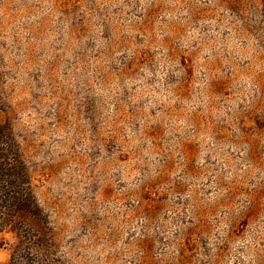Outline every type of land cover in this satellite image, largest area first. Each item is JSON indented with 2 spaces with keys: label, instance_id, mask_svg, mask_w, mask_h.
Returning <instances> with one entry per match:
<instances>
[{
  "label": "rangeland",
  "instance_id": "1",
  "mask_svg": "<svg viewBox=\"0 0 264 264\" xmlns=\"http://www.w3.org/2000/svg\"><path fill=\"white\" fill-rule=\"evenodd\" d=\"M0 143V264H264V0H0Z\"/></svg>",
  "mask_w": 264,
  "mask_h": 264
},
{
  "label": "trees",
  "instance_id": "2",
  "mask_svg": "<svg viewBox=\"0 0 264 264\" xmlns=\"http://www.w3.org/2000/svg\"><path fill=\"white\" fill-rule=\"evenodd\" d=\"M7 137L5 134L3 137ZM3 148L0 143V148ZM0 149V232L7 225L15 231L22 224L11 220L14 213L25 214L31 218L38 215V206L34 201L32 189L29 187V174L26 173L17 152L10 163L8 155ZM8 216L9 218H5ZM10 223V224H8Z\"/></svg>",
  "mask_w": 264,
  "mask_h": 264
}]
</instances>
